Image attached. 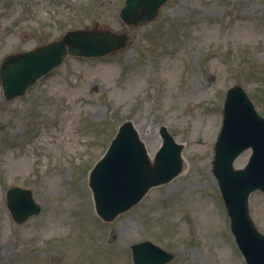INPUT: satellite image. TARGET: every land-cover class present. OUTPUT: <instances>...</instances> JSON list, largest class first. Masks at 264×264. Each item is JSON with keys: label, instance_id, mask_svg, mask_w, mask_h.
<instances>
[{"label": "rangeland", "instance_id": "rangeland-1", "mask_svg": "<svg viewBox=\"0 0 264 264\" xmlns=\"http://www.w3.org/2000/svg\"><path fill=\"white\" fill-rule=\"evenodd\" d=\"M125 1L0 0V65L94 21L133 36L114 55L66 60L12 101L0 86V264H134L131 246L145 240L175 254L168 264H244L212 162L229 88L242 84L264 118V0H169L132 29L119 16ZM127 120L151 158L166 126L185 169L104 222L90 170ZM13 186L42 207L23 224L6 206ZM250 211L264 233L263 192Z\"/></svg>", "mask_w": 264, "mask_h": 264}, {"label": "water", "instance_id": "water-1", "mask_svg": "<svg viewBox=\"0 0 264 264\" xmlns=\"http://www.w3.org/2000/svg\"><path fill=\"white\" fill-rule=\"evenodd\" d=\"M168 0H126L120 17L129 27L153 21ZM130 33L113 32L95 22L92 27L68 31L61 39L33 50L7 57L0 67V85L7 101L25 94L40 77L71 56L93 58L119 52L132 43ZM163 145L154 160L148 155L133 123L125 122L105 158L91 175L97 213L112 221L138 204L153 187L166 184L184 168L182 151L166 127L160 131ZM253 149L249 164L235 169V159ZM240 249L250 264H264V234L255 226L249 210V197L264 192V118L241 84L231 88L224 109V124L213 162ZM7 206L16 223L39 214L31 190L13 187L7 192ZM135 264H166L175 257L158 245L145 241L132 246Z\"/></svg>", "mask_w": 264, "mask_h": 264}, {"label": "bare ground", "instance_id": "bare-ground-1", "mask_svg": "<svg viewBox=\"0 0 264 264\" xmlns=\"http://www.w3.org/2000/svg\"><path fill=\"white\" fill-rule=\"evenodd\" d=\"M142 137V136H141ZM64 225V224H63ZM56 229V231H59L60 230V228H59V226H55L54 227V230Z\"/></svg>", "mask_w": 264, "mask_h": 264}, {"label": "flooded vegetation", "instance_id": "flooded-vegetation-1", "mask_svg": "<svg viewBox=\"0 0 264 264\" xmlns=\"http://www.w3.org/2000/svg\"><path fill=\"white\" fill-rule=\"evenodd\" d=\"M70 9H71V7H70Z\"/></svg>", "mask_w": 264, "mask_h": 264}]
</instances>
